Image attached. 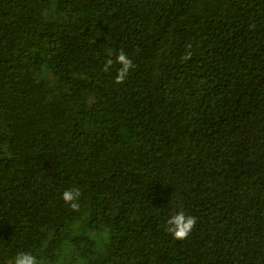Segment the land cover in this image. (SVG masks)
Instances as JSON below:
<instances>
[{"label": "trees", "instance_id": "obj_1", "mask_svg": "<svg viewBox=\"0 0 264 264\" xmlns=\"http://www.w3.org/2000/svg\"><path fill=\"white\" fill-rule=\"evenodd\" d=\"M20 252L264 264V0H0V264Z\"/></svg>", "mask_w": 264, "mask_h": 264}, {"label": "clouds", "instance_id": "obj_2", "mask_svg": "<svg viewBox=\"0 0 264 264\" xmlns=\"http://www.w3.org/2000/svg\"><path fill=\"white\" fill-rule=\"evenodd\" d=\"M188 47L190 48L191 45H188ZM191 55V52H187L182 59L187 61L191 58ZM113 63L121 65V67L117 70L115 83H123L128 76L129 69L133 67V61L127 56L125 51L121 49L117 54L115 61L111 58L106 59L103 71H109ZM80 196L81 192L79 189H68L62 192V199L65 203L70 204L73 209H77L79 207L77 201ZM196 223L197 217L185 215V213L181 210L172 214L166 220L164 230L167 233H170L175 240L182 241L189 237L190 233L195 228ZM13 264H39V261L37 256L30 252H20L15 256Z\"/></svg>", "mask_w": 264, "mask_h": 264}, {"label": "rangeland", "instance_id": "obj_3", "mask_svg": "<svg viewBox=\"0 0 264 264\" xmlns=\"http://www.w3.org/2000/svg\"><path fill=\"white\" fill-rule=\"evenodd\" d=\"M85 192L88 198H90L93 194V188L92 187H85ZM113 204V201L111 198H107L103 203H102V208L104 209L105 206H111ZM39 264H54V263H49L45 261H39ZM59 264V263H55Z\"/></svg>", "mask_w": 264, "mask_h": 264}]
</instances>
